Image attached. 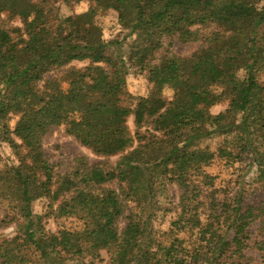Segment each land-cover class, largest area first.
Wrapping results in <instances>:
<instances>
[{
    "label": "trees",
    "instance_id": "trees-1",
    "mask_svg": "<svg viewBox=\"0 0 264 264\" xmlns=\"http://www.w3.org/2000/svg\"><path fill=\"white\" fill-rule=\"evenodd\" d=\"M58 1L0 0V141L19 161L0 166V203L25 217L31 178L39 185L33 197L48 199L43 213L0 241V264H246L249 248L264 260V201L246 202L242 187L223 200L200 197L203 185H214L204 168L215 158L255 167L264 189V0H94L116 10L125 37H134L128 55L126 38L104 39L89 14L50 21ZM165 36L201 45L187 57L168 48L155 61ZM74 60H89L88 74L72 69L66 89L57 79L40 86ZM131 68L155 83L136 105L126 84ZM222 102L226 109L212 113ZM139 106L133 131L127 121ZM10 114L19 117L13 129ZM60 126L98 155H119L116 164L79 159L59 179L42 144ZM215 136L216 149L204 144ZM166 181L178 185L181 210L164 244L143 214ZM51 216H77L82 225L51 231ZM257 221L262 238L253 236Z\"/></svg>",
    "mask_w": 264,
    "mask_h": 264
},
{
    "label": "rangeland",
    "instance_id": "rangeland-1",
    "mask_svg": "<svg viewBox=\"0 0 264 264\" xmlns=\"http://www.w3.org/2000/svg\"><path fill=\"white\" fill-rule=\"evenodd\" d=\"M53 7L54 14L50 17V21H53L55 16L60 20L66 17L76 18L79 15L89 14L90 20L99 27L104 39L108 40L117 37L126 38L124 43V54H129L134 37H125L126 31L121 30V26L118 23V13L113 8H96L94 0L72 1L68 3L59 0L54 3ZM93 10L95 12L92 14L91 11ZM11 24L24 25L19 18H14ZM200 45V41L184 42L175 36H165L163 38L162 47L155 54V61H159L168 51L183 57L190 56ZM168 48L169 50L167 51ZM88 64L89 60H74L67 65L57 67L47 72L39 84L42 87L47 80L57 79L60 86L66 89L69 84L72 69L81 70L80 75L88 74V71L85 70ZM262 77L264 78V75ZM126 79L127 88L135 97V105L138 102V98L147 96L152 89L155 88V83L149 79L147 71L131 68ZM161 90L163 96L167 100L173 98L174 90L170 86L164 85ZM226 107L227 102H222L212 106L211 112L216 114L225 110ZM142 111L143 108L139 106L136 112L128 117L127 123L131 130L135 131L136 122L140 120ZM9 116L8 124L10 128L13 129L19 117L15 114H10ZM220 141L221 137L215 136L206 140L204 144H208L213 149H216ZM42 145L44 155L49 162L53 164L55 172L60 175L59 179L71 173L79 159L91 165L114 166L119 158V155L102 156L96 154L91 148L82 145L73 135L68 134L64 126H60L48 134L43 139ZM0 153L2 155L0 166L13 163L19 164L18 159L7 142L0 141ZM241 163L242 162H235L234 165H231L225 163V160L221 158H215L209 165L205 166V171L214 177V185H203V192L200 197L205 201L208 196L214 194L218 200H223L224 198L234 196L235 192L242 187L244 188V200L246 202L251 201L260 203L264 201V189L257 179L255 167L246 169L245 165ZM114 184L116 185L117 182ZM28 185L29 194L27 195L28 197H26L27 200H25V217H23V213H18L17 209L11 207L9 203H0V241L16 235L19 232L20 224L26 221L28 222V219H30L33 214H41L46 210L48 199L45 197H33V195L37 193V188L39 186L37 181L31 178L28 180ZM156 194L157 198L155 203L153 206H150V208L148 207L147 213L144 212L143 216L145 219L149 220L147 229L149 234H151L154 239L167 244L175 233L170 230L172 222L178 217V213L181 210L179 205L181 192L176 183L166 181L163 188H159ZM63 199L64 197H61L57 203L61 202ZM130 204L132 208L135 207V203L131 202ZM137 211L139 212V209H137ZM200 212L203 221H206L208 208L206 206L201 207ZM45 221L47 228L55 232L61 227L71 229L80 228L82 225L81 219L77 216H51ZM127 222V219H122L119 222L121 230L125 228ZM259 227L260 221L255 222L252 227L254 238H262ZM246 252L247 256L250 257L246 264H264L261 253L256 248H249ZM102 255L106 260L108 259V253L106 251H102ZM75 264L78 263L75 262ZM98 264H105V262Z\"/></svg>",
    "mask_w": 264,
    "mask_h": 264
}]
</instances>
